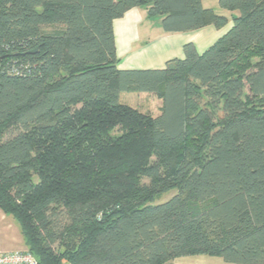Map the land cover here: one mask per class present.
Wrapping results in <instances>:
<instances>
[{"label":"trees","instance_id":"trees-1","mask_svg":"<svg viewBox=\"0 0 264 264\" xmlns=\"http://www.w3.org/2000/svg\"><path fill=\"white\" fill-rule=\"evenodd\" d=\"M139 6L167 33L228 22L201 0H0V209L38 264H264V0H218L232 26L202 53L121 70L113 21Z\"/></svg>","mask_w":264,"mask_h":264},{"label":"crops","instance_id":"crops-1","mask_svg":"<svg viewBox=\"0 0 264 264\" xmlns=\"http://www.w3.org/2000/svg\"><path fill=\"white\" fill-rule=\"evenodd\" d=\"M211 1V3L209 2ZM204 7L212 8L228 17L225 26L207 25L196 30L167 33L161 27V16H149L146 7L127 10L113 21L117 67L128 69H160L173 58H183V45L193 43L197 52H204L232 26L231 12L221 9L218 0H201ZM132 93H126L127 98ZM137 94V93H136ZM146 96V93H139ZM27 250L19 224L0 209V253ZM173 264H232L220 257L189 255L178 257Z\"/></svg>","mask_w":264,"mask_h":264},{"label":"rangeland","instance_id":"rangeland-1","mask_svg":"<svg viewBox=\"0 0 264 264\" xmlns=\"http://www.w3.org/2000/svg\"><path fill=\"white\" fill-rule=\"evenodd\" d=\"M215 1V0H214ZM209 2V1H208ZM211 3V1L209 2ZM126 95V93H121V101H124L135 106L138 107L140 111L144 112V113H150L152 115H155L158 112V101L157 99L153 98L150 95H139L136 93H132L129 96H127L126 99H124V96ZM154 159V158H152ZM175 193V190H171L165 194H163L160 198L161 201L163 200H167L168 198H170L173 194Z\"/></svg>","mask_w":264,"mask_h":264},{"label":"built area","instance_id":"built-area-1","mask_svg":"<svg viewBox=\"0 0 264 264\" xmlns=\"http://www.w3.org/2000/svg\"><path fill=\"white\" fill-rule=\"evenodd\" d=\"M0 264H38L36 258L28 251L0 253Z\"/></svg>","mask_w":264,"mask_h":264},{"label":"water","instance_id":"water-1","mask_svg":"<svg viewBox=\"0 0 264 264\" xmlns=\"http://www.w3.org/2000/svg\"><path fill=\"white\" fill-rule=\"evenodd\" d=\"M34 52V51H33Z\"/></svg>","mask_w":264,"mask_h":264}]
</instances>
